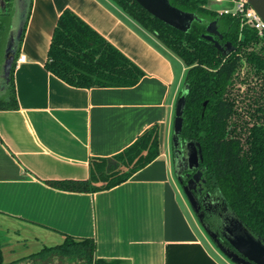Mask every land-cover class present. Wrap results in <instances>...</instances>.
<instances>
[{
  "label": "crops",
  "instance_id": "0c3cea01",
  "mask_svg": "<svg viewBox=\"0 0 264 264\" xmlns=\"http://www.w3.org/2000/svg\"><path fill=\"white\" fill-rule=\"evenodd\" d=\"M67 9L143 71L138 85L75 88L46 69L54 30ZM20 55L26 61L13 74L18 109L0 111L5 264H47L29 257L66 236L94 239L102 260L229 264L202 237L175 169L173 127L186 90L181 60L110 0H32ZM155 125L160 156L123 184L97 193L50 185L87 181L93 160L112 159Z\"/></svg>",
  "mask_w": 264,
  "mask_h": 264
},
{
  "label": "trees",
  "instance_id": "16d2710c",
  "mask_svg": "<svg viewBox=\"0 0 264 264\" xmlns=\"http://www.w3.org/2000/svg\"><path fill=\"white\" fill-rule=\"evenodd\" d=\"M3 1L0 65L13 14V0ZM110 1L186 66V90L180 97L185 99V106L179 147L199 148L203 195L212 199L219 211L228 208L253 236L264 242V36L243 26L239 18L213 10L210 0H168L174 8L196 17L187 32L153 17L135 0ZM213 24L217 35L209 31ZM216 42L225 48L229 45L231 52L224 55ZM15 64L10 81L0 91V111L18 109ZM46 69L81 89L132 88L144 77L135 63L69 9L58 19ZM160 154V127L155 125L112 159L93 160L87 181L50 185L74 193L110 190L128 181ZM113 162L116 167L111 166ZM216 219L207 217V222L218 229ZM29 259L47 264H127L97 259L94 239L72 236ZM0 264H5L1 243Z\"/></svg>",
  "mask_w": 264,
  "mask_h": 264
},
{
  "label": "water",
  "instance_id": "95a60500",
  "mask_svg": "<svg viewBox=\"0 0 264 264\" xmlns=\"http://www.w3.org/2000/svg\"><path fill=\"white\" fill-rule=\"evenodd\" d=\"M135 1L153 17L184 32H187L191 28L192 23L196 20V17L193 14L174 8L168 0ZM31 2L32 0H13L11 25L0 65L2 79L0 89L2 91L5 89L6 83L10 81L11 71L15 64L20 41L31 9ZM248 2L264 21V0H248ZM4 8L5 2L0 0V11H3ZM209 31L215 35L218 34L215 24L209 27ZM216 46L224 53V55L231 52L229 45L225 48L216 42ZM184 106L185 99L180 98L176 106V117L173 127V147L175 149L174 163L176 172H180V175L184 168H188L190 170L198 169L201 159V153L197 146L188 145L185 150H182L178 144V136L183 126L182 115ZM111 166L116 167L117 163L114 162ZM198 176V178H200L201 174L199 173ZM196 177L194 178L195 181H197ZM178 179L181 183L180 176ZM195 181L192 180L191 182L194 183ZM190 183L188 187L183 188L185 196L194 213L197 215L203 229L216 243L215 238L209 232V226L203 224L204 213L200 212L201 206L192 192L193 185ZM221 221L222 237L229 243L233 251L226 252L221 246H218L219 250L234 264H264V242L253 236L239 220V218L234 213L230 212L226 207L222 209Z\"/></svg>",
  "mask_w": 264,
  "mask_h": 264
},
{
  "label": "flooded vegetation",
  "instance_id": "af4514ba",
  "mask_svg": "<svg viewBox=\"0 0 264 264\" xmlns=\"http://www.w3.org/2000/svg\"><path fill=\"white\" fill-rule=\"evenodd\" d=\"M198 174H199L198 169L190 170L188 168H184V170L181 172V175H180L182 187L183 188L188 187L189 183L192 180L195 181L194 178L197 176L196 177L197 181H195L194 183L191 182L193 185L192 192L194 193L195 197L197 198V200L201 206L200 212L204 213L203 224L209 226V232L215 238L216 243H215V241H213V239H212V241L215 243V245L217 247L221 246L226 252H232L233 250L231 249L229 243L222 237V228H221V225H222L221 212H222V210L219 211L218 205L216 203H214V201L212 199L203 195V192H202L201 187H200L201 186L200 185L201 180H200V178H198L199 177ZM207 217H215L218 219V221H219V224L217 223L218 229H215L211 223L207 222ZM206 234H207V232H206Z\"/></svg>",
  "mask_w": 264,
  "mask_h": 264
},
{
  "label": "built area",
  "instance_id": "2783aa9c",
  "mask_svg": "<svg viewBox=\"0 0 264 264\" xmlns=\"http://www.w3.org/2000/svg\"><path fill=\"white\" fill-rule=\"evenodd\" d=\"M230 7L220 11L221 15H231L241 20L242 25L255 29L260 37L264 36V21L259 14L249 4L248 0H229ZM26 57L20 55L16 61V66L24 63Z\"/></svg>",
  "mask_w": 264,
  "mask_h": 264
},
{
  "label": "rangeland",
  "instance_id": "374dc122",
  "mask_svg": "<svg viewBox=\"0 0 264 264\" xmlns=\"http://www.w3.org/2000/svg\"><path fill=\"white\" fill-rule=\"evenodd\" d=\"M209 7L212 8L213 10H217L218 12L223 11L224 9L230 7L229 4V0H210L209 3ZM186 78V76H185ZM187 199V198H186ZM188 201V200H187ZM189 203V202H188ZM193 212L195 221L197 223V225L199 226V228L202 229V237L204 238V240L208 243V245L210 246V248L217 253L222 259H224L227 263L229 264H234L232 261H230L219 249L218 247L215 245V243L212 241V239H210V237L206 234L205 230L203 229L202 225L200 224L196 214L194 213L193 210H191ZM201 226V227H200ZM65 242V240L63 241V243ZM62 243V244H63ZM61 245V244H59ZM58 246V245H56ZM53 246V247H56ZM45 248H51V247H45ZM44 249V248H43ZM42 251V250H41Z\"/></svg>",
  "mask_w": 264,
  "mask_h": 264
}]
</instances>
